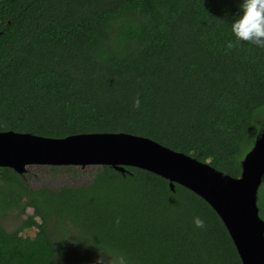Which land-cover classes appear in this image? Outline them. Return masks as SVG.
I'll return each mask as SVG.
<instances>
[{
    "label": "trees",
    "instance_id": "obj_1",
    "mask_svg": "<svg viewBox=\"0 0 264 264\" xmlns=\"http://www.w3.org/2000/svg\"><path fill=\"white\" fill-rule=\"evenodd\" d=\"M238 5L0 0V132L125 133L238 177L264 128V47L235 43ZM78 169L57 171L74 179ZM90 177L30 189L0 167V218L33 210L12 231L0 225V264H94L113 250L130 264H241L217 214L192 191L136 167L103 165ZM24 226L33 237L20 235Z\"/></svg>",
    "mask_w": 264,
    "mask_h": 264
},
{
    "label": "water",
    "instance_id": "obj_2",
    "mask_svg": "<svg viewBox=\"0 0 264 264\" xmlns=\"http://www.w3.org/2000/svg\"><path fill=\"white\" fill-rule=\"evenodd\" d=\"M33 165L111 166L123 173L136 167L181 185L201 197L217 214L241 264H264V220L257 194L264 174V128L245 153L238 177H231L188 155L145 137L125 133L74 134L49 138L0 132V167L18 174Z\"/></svg>",
    "mask_w": 264,
    "mask_h": 264
},
{
    "label": "clouds",
    "instance_id": "obj_3",
    "mask_svg": "<svg viewBox=\"0 0 264 264\" xmlns=\"http://www.w3.org/2000/svg\"><path fill=\"white\" fill-rule=\"evenodd\" d=\"M229 24L235 43L248 42L264 47V0H239L238 11ZM233 43L229 41L227 46L233 47ZM193 222L196 227L204 225L200 217H195ZM99 253L94 264H102L105 257L106 264H130L126 255L119 250L108 254Z\"/></svg>",
    "mask_w": 264,
    "mask_h": 264
},
{
    "label": "rangeland",
    "instance_id": "obj_4",
    "mask_svg": "<svg viewBox=\"0 0 264 264\" xmlns=\"http://www.w3.org/2000/svg\"><path fill=\"white\" fill-rule=\"evenodd\" d=\"M43 169H45V168L35 167V166L30 167L28 169V174H29L28 180H30L33 184H36V185H40L43 183V184H48V185L49 184L50 185H52V184H55V185L56 184H61V185L69 184L72 186H78V185H81L84 183H88L90 181V179H91L90 174L92 173V169H95V167H91V166H88L85 168L80 167V169H78V170L83 175L77 176L74 179H71L72 174H70L68 172H61L62 175H57L56 173H48L47 174V171L43 170ZM58 172H60V171H58ZM50 174H52V175H50ZM57 177H58V179H55ZM261 193H262V195H261ZM263 194H264V186L258 190V197L259 196L264 197ZM31 213H32L31 210L27 209L25 214L30 215ZM261 216L262 215H260V217ZM2 222L5 225L7 230H12L11 228L13 226H15L18 221H16L13 218H11V219L7 218V219L3 220ZM34 234H35V228H33V227L29 228V227L24 226L20 232L21 236L33 237Z\"/></svg>",
    "mask_w": 264,
    "mask_h": 264
},
{
    "label": "flooded vegetation",
    "instance_id": "obj_5",
    "mask_svg": "<svg viewBox=\"0 0 264 264\" xmlns=\"http://www.w3.org/2000/svg\"><path fill=\"white\" fill-rule=\"evenodd\" d=\"M33 166H35V167H42V168H45V169H43V170H46L47 171V174L48 173H56L57 175H62V173L61 172H58L57 170H59V168H64V167H69V166H59V165H33ZM32 167V166H31ZM79 167V166H78ZM19 175H21V176H23V178H24V181H25V183L28 185V187L30 188V189H38V188H41V187H46V188H48V189H54L55 190V188L56 189H58L60 186H61V184H52V185H48V184H40V185H36V184H33L30 180H28V177H29V174H28V171L27 172H24V173H22V174H19ZM50 175H52V174H50ZM55 179H58V177L57 178H55ZM71 179H73V178H71ZM58 181V180H57ZM54 185V186H53ZM56 186V187H55ZM55 187V188H54ZM27 209H30L31 210V212L33 213V210H32V208L31 207H26L25 208V213H26V210ZM31 213V214H32ZM9 214V217H7V218H10V216L12 215V213L11 212H9L8 213ZM25 216L26 215H24V214H21L20 215V218H19V221L17 222V224L15 225V226H13L11 229L13 230L17 225H19L20 224V222L23 220V219H25ZM11 219V218H10ZM3 220H5L3 217L2 218H0V225L2 226V228L4 229V230H6V231H12V230H7L6 229V227H5V225L3 224Z\"/></svg>",
    "mask_w": 264,
    "mask_h": 264
}]
</instances>
